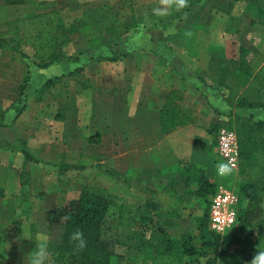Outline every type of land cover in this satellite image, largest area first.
I'll list each match as a JSON object with an SVG mask.
<instances>
[{"label":"rangeland","instance_id":"rangeland-1","mask_svg":"<svg viewBox=\"0 0 264 264\" xmlns=\"http://www.w3.org/2000/svg\"><path fill=\"white\" fill-rule=\"evenodd\" d=\"M52 1L55 5L49 3ZM194 1L197 0H186L185 3L192 4ZM223 1L228 0H220ZM169 2L30 0L23 9L2 10L0 33L10 32L17 14L39 13L55 7L67 25L78 26V32L72 35L70 53L77 54L84 49L95 52L97 56L100 52L95 49L112 43L126 55L119 61L89 62L84 57L80 63L65 60L45 69H36L26 62L17 61L14 52L0 49V112L6 111V124L0 126V264H33L41 245L46 247L48 253L45 264H67L64 261L57 262L55 250L51 246L62 239L61 222L51 220L53 211L78 197L81 183L88 180L98 181L117 194L116 174L107 169L114 168V158L100 162L101 153L94 146L87 153L71 158L67 140L62 133L68 128L92 132L94 124L90 121L84 123L80 117H89L91 109L99 104L101 98L98 92L107 95L122 93L123 89L119 85L123 82L118 76L121 69L135 65L140 60L138 53L160 48V40L171 34V27L176 29L172 32L174 37L182 32L179 28L180 10L177 7L178 16L173 17L176 19L175 24L170 26ZM154 39L157 41L155 44L152 42ZM30 47L22 48L32 56ZM104 53L110 55L109 48L104 47ZM144 63L147 64V59H144ZM28 71L30 78L26 83L25 108L22 115L14 120L16 113L12 105L18 100L20 86L25 83ZM130 77L127 82H131ZM117 99L120 103L122 97ZM217 130L214 132L215 139ZM213 142L216 144V140ZM23 149L29 150L41 163L27 161L22 154ZM68 162L80 168L61 170L60 166H56ZM222 165L226 167L222 168ZM211 167L208 176L213 181L218 180L219 185L232 190L236 188L237 170L230 169L217 152L213 154ZM172 176L174 187L180 189L178 176L175 172ZM25 177L43 179L46 184L44 194L32 195L29 185L24 182ZM153 195L151 200L155 202L157 198ZM138 196L135 197L138 199ZM125 200L133 203L129 198ZM160 206L163 208L162 204ZM210 206L211 201L200 198L189 207V211H186L187 208L178 217L164 220L162 224L172 235L188 232L197 234V217L209 211ZM115 224L116 215L112 212L104 222L106 239L113 236ZM249 249L250 246L246 244L232 246L230 250L238 256L236 264H248L245 257ZM118 252L123 255L118 264H155L140 256L136 250L121 249ZM186 264H205V260L201 256L192 257Z\"/></svg>","mask_w":264,"mask_h":264},{"label":"crops","instance_id":"crops-1","mask_svg":"<svg viewBox=\"0 0 264 264\" xmlns=\"http://www.w3.org/2000/svg\"><path fill=\"white\" fill-rule=\"evenodd\" d=\"M29 1L8 5L0 0V14L5 9H23ZM169 5L173 26V17L178 16L177 1L170 0ZM179 10L182 32L178 30L181 33L174 37L176 29L171 27L170 35L158 39L160 48L138 53L140 60L123 67L118 75L123 92H98L99 104L91 109L89 117H80L82 122L94 124L93 131L68 128L62 133L71 158L87 153L92 146L100 151V162L114 158V168L107 169L116 174V195L133 203L152 201V194L160 202L165 188L173 185L174 172L180 177L182 162L194 160L208 175L217 152L216 129L236 124L239 116L255 127L264 123L263 106L239 105L250 81L240 70L242 58L250 61L253 51L264 55V0H197ZM32 14H17V18ZM152 42L157 43L155 39ZM242 48L248 53L244 54ZM129 76L131 82H127ZM173 89L180 90L195 106L197 119L164 133L160 113ZM178 183L181 193L197 188L180 179ZM199 199L186 202L179 215ZM164 207L158 210L165 211Z\"/></svg>","mask_w":264,"mask_h":264},{"label":"trees","instance_id":"trees-1","mask_svg":"<svg viewBox=\"0 0 264 264\" xmlns=\"http://www.w3.org/2000/svg\"><path fill=\"white\" fill-rule=\"evenodd\" d=\"M25 1L5 0V3L16 5ZM49 3L55 5L53 1ZM75 25H67L61 12L55 7L17 18L12 21L10 32L0 33V49L14 52L17 61L26 62L36 69H45L65 60L80 63L84 57L89 62L118 61L126 55L112 43L104 46L109 48L110 55L102 54L104 47L95 49L100 52L97 56L94 55L95 52L90 53L84 49L77 54L70 53L72 35L78 32V26ZM23 46H31L32 56ZM243 53L247 54L248 49L244 48ZM240 70L244 71L245 80L250 81L239 105L264 107V55L253 51L250 61H247L246 56L243 57ZM29 75L30 71L26 74L25 83L20 86L17 102L12 105L16 113L14 120L22 115L25 108ZM5 112H0V126L6 124ZM196 119L195 106L180 90L173 89L160 113L163 132L193 123ZM226 127L236 128L240 153L237 186L234 188L240 201L236 207L237 223L233 229L224 235L216 233L210 226V209L203 216L197 217V234L188 232L179 236L172 235L162 224L164 220L176 218L186 202L193 198L212 202V197L218 191V180L213 181L194 160L185 161L182 162L179 179L188 185L195 184L197 188L181 193L171 184L165 188L164 197H160L158 203H128L98 181L82 182L79 196L53 211L51 216L52 221L59 220L62 225L61 241L51 245L57 262L118 264L123 258L118 250L132 249L155 264H186L190 258L197 256L203 257L205 264H236L238 256L230 249L237 244H246L250 249L245 261L251 264L259 252H264V123L255 127L245 123L242 116H239L236 124ZM21 151L27 161L41 163L29 150ZM56 166H60L61 170L80 168L71 163ZM25 178L24 182L29 185L32 195L44 194L46 184L43 179ZM161 203L165 206V211L158 210ZM112 212L116 215V224L113 236L106 239L104 222ZM76 231L82 232L87 241L82 250L70 240V236Z\"/></svg>","mask_w":264,"mask_h":264},{"label":"built area","instance_id":"built-area-1","mask_svg":"<svg viewBox=\"0 0 264 264\" xmlns=\"http://www.w3.org/2000/svg\"><path fill=\"white\" fill-rule=\"evenodd\" d=\"M217 153L225 160L232 170L239 169V142L234 129L226 126L217 132ZM239 195L224 185H219L217 193L212 197L210 206V226L218 234L224 235L237 223L236 207Z\"/></svg>","mask_w":264,"mask_h":264},{"label":"clouds","instance_id":"clouds-1","mask_svg":"<svg viewBox=\"0 0 264 264\" xmlns=\"http://www.w3.org/2000/svg\"><path fill=\"white\" fill-rule=\"evenodd\" d=\"M186 0H177V8H183L185 6ZM226 167V166H221ZM70 240L75 242V245L78 249H84L87 245V241L84 238V234L80 231H76L70 236ZM48 253L46 247L44 245L40 246V250L37 253V257L34 260L33 264H45L47 259ZM251 264H264V252H259L254 259L252 260Z\"/></svg>","mask_w":264,"mask_h":264}]
</instances>
